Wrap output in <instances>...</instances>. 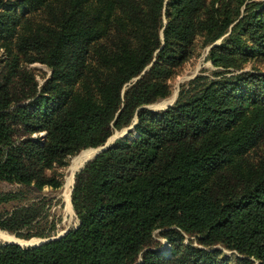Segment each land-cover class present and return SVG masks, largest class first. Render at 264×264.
I'll return each mask as SVG.
<instances>
[{
    "label": "trees",
    "instance_id": "1",
    "mask_svg": "<svg viewBox=\"0 0 264 264\" xmlns=\"http://www.w3.org/2000/svg\"><path fill=\"white\" fill-rule=\"evenodd\" d=\"M47 1L17 0L31 8ZM163 3L62 0L59 29L50 36L17 33L11 13L0 10V40L16 37L18 49L35 51L52 68L40 93L27 71L18 86L0 77V180L57 187L61 181L49 169L136 119L132 139L116 137L75 173L78 224L36 246L0 242V264H228V254L210 249L217 243L237 264H264V158L241 165L264 137V71L198 73L180 85L172 105L142 106L169 93L165 78L186 58L199 28L213 32V40L231 25L209 49L213 62L235 51L264 53V0H240L243 10L233 16L200 19L204 0H167L165 24ZM112 27L121 33L117 45L97 48L96 62L87 65L88 45ZM77 78L80 91L72 88ZM23 81L35 87L25 92ZM40 130L44 137L32 136ZM21 196L0 191V202ZM46 201L14 207L0 227L27 239L50 236L55 222L39 224ZM156 227L180 243L170 256L145 248ZM182 232L202 246L182 243Z\"/></svg>",
    "mask_w": 264,
    "mask_h": 264
},
{
    "label": "rangeland",
    "instance_id": "2",
    "mask_svg": "<svg viewBox=\"0 0 264 264\" xmlns=\"http://www.w3.org/2000/svg\"><path fill=\"white\" fill-rule=\"evenodd\" d=\"M61 1L62 0H48L44 5H41L38 8H31L27 2L18 3L17 0H0V10L3 9L4 11L11 13L13 26L17 33L23 32L26 34L34 33L37 36H50L56 33L59 29V9ZM166 1L167 0H164L162 7V21L164 24L167 22V15L165 13ZM239 1L240 0H204L202 8L196 14V19H200V17L204 16L205 18H212L214 15H223L224 13L228 14V16H233L243 10L244 4H240ZM163 26L160 29L161 37ZM230 30L231 25H229L227 32H225L220 37L211 40L214 36L213 32L210 33L206 29L202 28L197 29L191 41L185 46L188 50L186 58L179 64L171 67L168 76L165 78V82L169 88V93L165 96L157 97L154 101L143 104L142 106L151 110H160L166 108L168 105H172L173 103H171V98L179 89L180 85L184 82H188L198 73L207 74L210 77H213L212 72L214 70L228 71L225 73L226 75L230 74V70L240 71L244 69H252L264 71V53H262L259 49H254V52L250 54H242L238 51H235L231 57L228 56L229 58L227 59L219 58L217 63L213 62L209 56L210 47L212 45L222 43V38ZM119 34H121L119 30L115 27H112L111 30L103 37L93 40L88 45L89 52L86 58V64L88 65L91 63V61L96 62L97 58L95 50L97 48L100 49L104 45L116 46L117 37ZM15 40H17L16 37L8 40H0V77H11L16 80V82H14V84H16L15 86H18L19 78L22 79L23 73L27 71L30 79L34 80L36 84V88L38 90L37 92L40 93L43 84L47 81L52 73V68L44 60H42L41 57L37 56L35 51L18 49L15 44ZM228 46H230V43ZM217 52H222V49L217 50ZM150 64L151 62L145 66V68L141 71V74H143L149 68ZM135 77H133L131 80L134 81ZM72 82L73 90L80 91L82 87L78 83L79 79L77 78L72 80ZM23 86L25 92H29V90L35 87V85L33 86L30 83H26V81H23ZM13 92H16V90L13 89ZM29 99H31V97H23L21 99V103L25 104ZM165 105L167 106L165 107ZM135 123L136 119H134L133 123L126 127L114 129L111 135H117L118 137L120 135L123 136L127 134L129 139H132L135 136V131L133 130ZM126 128H128V130L125 133ZM45 132V130H40L36 133H32V136L44 137ZM114 139H112L110 145ZM97 146H88L90 148L85 147L87 149L82 148L84 150L80 149L82 151L79 150L80 152L77 151L76 153L68 155L66 157V164L55 166L48 170L49 173H56V175L59 177L61 183L57 187L43 186L42 188H37L33 184L10 183L0 180V191L18 190L22 193V196L19 199H10L0 202V220L14 207L28 204L33 200H38L45 196L47 201L45 203V210L42 212V216H40L41 218L39 219V224L40 226H48L51 221L55 222V227L52 230V234L50 236L57 235L64 230H68L69 228L76 226L79 222V218L71 203V188L74 184L75 173L96 154L85 156L84 158L80 159L78 163H76L77 165L73 170L71 167L82 152L97 150V148L100 147ZM262 158H264V137L243 154V157L241 158V165L245 167L246 163L254 164ZM68 181L71 182L69 184V196L67 192ZM163 229L164 228L156 227L152 230L151 241L145 248H153L159 251L161 254L165 253L164 255L170 256L173 246H176V244L180 243L177 241L174 243V241H172L170 237L163 232ZM0 232L11 237L12 240L16 239V241L22 244L36 243L41 237L37 235L36 237H32L30 239L18 237L14 234V232L2 227H0ZM182 234V243H187L189 240H192L193 244L202 246L195 234L190 235L186 232H182ZM42 238L44 237L42 236ZM4 241L7 240L0 238V242ZM215 247L219 248L221 251L231 257V260L228 261V264L238 263V260H236L235 256L231 254L232 250L225 248L220 243L213 245L210 249ZM234 254L238 255V252L234 251ZM140 259L141 253L138 257V260Z\"/></svg>",
    "mask_w": 264,
    "mask_h": 264
},
{
    "label": "water",
    "instance_id": "3",
    "mask_svg": "<svg viewBox=\"0 0 264 264\" xmlns=\"http://www.w3.org/2000/svg\"><path fill=\"white\" fill-rule=\"evenodd\" d=\"M137 77H139V76H136L134 79H136ZM177 93H178V90L176 91L175 98H174V100H173L171 103H173V102L175 101V99H176V97H177ZM171 103H169V104H171ZM167 105H168V104H167ZM167 105H165V107H166ZM127 130H128V128L125 129V133L127 132ZM125 133H124V134H125ZM115 137H117V135H113V136L111 135V136H109L108 139L104 142V144H102L101 146L99 145L100 147L97 148L96 152H95L93 155H95V154H97L98 152H100V151L106 149V148L110 145L112 139H114ZM71 191H72V188H71ZM66 231H67V230H64V231L58 233L57 235H53V236H49V237H44V238L40 237V239H39L36 243L22 244V243H20V242H18V241H16V240H7V241H4V242H15V243H18V244H20V245L36 246V245H39V244H41V243L47 242V241H49V240H51V239L57 238V237L63 235Z\"/></svg>",
    "mask_w": 264,
    "mask_h": 264
},
{
    "label": "bare ground",
    "instance_id": "4",
    "mask_svg": "<svg viewBox=\"0 0 264 264\" xmlns=\"http://www.w3.org/2000/svg\"><path fill=\"white\" fill-rule=\"evenodd\" d=\"M175 94H176V93H175ZM175 94H174L173 97L171 98V101L174 100V98H175ZM93 151H94V152H93ZM93 151H84V152H82L81 155H80V156L74 161V163L72 164L73 166L71 167V169H72V170L74 169V167L77 165L76 163H78V161H79L80 159L84 158L85 156L93 155V154L96 152V150H93ZM70 183H71L70 181H68V183H67V192H68V196H69V193H70V188H69V184H70ZM69 199H70V197H69ZM69 203H70V202H69ZM15 237H16V236H15ZM0 238L5 239V240H12L11 237L6 236V235H4V234L1 233V232H0ZM14 240H16V239H14Z\"/></svg>",
    "mask_w": 264,
    "mask_h": 264
}]
</instances>
